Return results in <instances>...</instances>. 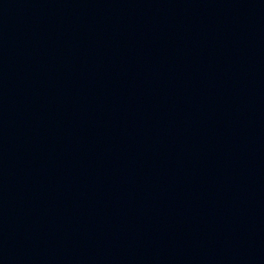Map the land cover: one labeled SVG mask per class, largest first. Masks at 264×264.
I'll return each instance as SVG.
<instances>
[{"label":"water","instance_id":"water-1","mask_svg":"<svg viewBox=\"0 0 264 264\" xmlns=\"http://www.w3.org/2000/svg\"><path fill=\"white\" fill-rule=\"evenodd\" d=\"M0 264H264V0H0Z\"/></svg>","mask_w":264,"mask_h":264}]
</instances>
